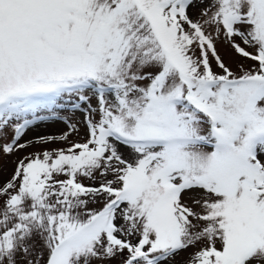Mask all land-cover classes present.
Masks as SVG:
<instances>
[{"label": "snow or ice", "instance_id": "snow-or-ice-1", "mask_svg": "<svg viewBox=\"0 0 264 264\" xmlns=\"http://www.w3.org/2000/svg\"><path fill=\"white\" fill-rule=\"evenodd\" d=\"M34 146L0 264H264V0H0V157Z\"/></svg>", "mask_w": 264, "mask_h": 264}, {"label": "rangeland", "instance_id": "rangeland-1", "mask_svg": "<svg viewBox=\"0 0 264 264\" xmlns=\"http://www.w3.org/2000/svg\"><path fill=\"white\" fill-rule=\"evenodd\" d=\"M193 14L196 13L197 9H192L191 10ZM217 50L218 53L221 55L222 59L225 60L226 63H228L229 65H231V67L233 69H235L236 67V63L237 62H241V63H245V64H249L251 63V61H246L243 60L239 55H237L234 50L227 44L225 43L223 40L219 41L217 43ZM81 115L80 113H77V116ZM75 119V117L73 118ZM81 127V135L84 132V128L83 125H80ZM65 129V125L59 121L55 122V123H42L39 124L36 129H30L28 130V132L26 133V135L24 136V140H28L38 134H58V133H62L64 132ZM6 136L3 138L4 140H9L12 137V131L11 129H6ZM70 139L72 140H78L79 137L73 135L70 137ZM67 146V142H56V143H51V144H47V145H39V147H46V148H56V147H66ZM36 146L31 147V148H27L24 149L20 152H16L13 156H3L0 157V164L3 165V178H7L13 168H14V164L12 163V161L18 157V156H23L28 152H32L34 150ZM123 150V149H122ZM85 184H90L91 181L85 180L84 181ZM190 202V201H189ZM194 249L193 248H189L187 251H181L179 252L174 261L168 262V264H181L182 261H184L189 253L193 252ZM102 264H118L117 260H108V261H104L102 262Z\"/></svg>", "mask_w": 264, "mask_h": 264}]
</instances>
